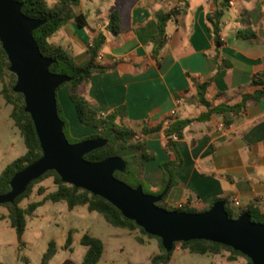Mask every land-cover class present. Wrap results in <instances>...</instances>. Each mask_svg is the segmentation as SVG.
I'll return each mask as SVG.
<instances>
[{"label":"crops","instance_id":"0c3cea01","mask_svg":"<svg viewBox=\"0 0 264 264\" xmlns=\"http://www.w3.org/2000/svg\"><path fill=\"white\" fill-rule=\"evenodd\" d=\"M74 9L86 16V25L70 20L49 42L83 63L92 42L101 33L105 36L97 62L114 67L92 74L77 93L98 116L117 115L116 121L137 132L145 121L154 126L167 117L195 118L206 111L195 100L198 83H208L207 97L214 104H234L253 91V76L264 73V0H80ZM171 9L177 11L176 17L155 57L151 38L158 32L157 14ZM217 9L223 10L220 44L208 20ZM113 12L119 17L118 33L109 30ZM80 128L87 136L99 132L83 123ZM146 139L156 158L145 162L144 180L160 189L161 163L171 154L162 130L152 131ZM178 149L183 164L173 171L176 183L166 197L168 205L203 210L225 200L235 212L253 206L264 214V98L250 101L238 114L225 111L207 121H193ZM55 188H47L46 193ZM232 196L240 199V208L231 206ZM181 249L176 245L175 251ZM214 255L223 264H239L237 258L227 259L229 253Z\"/></svg>","mask_w":264,"mask_h":264},{"label":"trees","instance_id":"16d2710c","mask_svg":"<svg viewBox=\"0 0 264 264\" xmlns=\"http://www.w3.org/2000/svg\"><path fill=\"white\" fill-rule=\"evenodd\" d=\"M19 1L22 3V12L25 15L31 18L45 20V22L33 32L34 38L37 41L42 54L55 59V62L50 66V70L54 73H64L71 76V80L63 85L67 84L70 87V97L75 103L79 120L83 124L99 130V132L88 135L85 138L105 137L108 139V143L105 146L87 153L84 157L91 161H99L110 156L119 155L125 159L127 168L125 172L116 171L114 175L132 187L142 185L144 180L143 172L145 162L156 158L155 153L147 148L146 137L152 131L162 130L165 135L164 146L171 154V158L161 163V168L164 173L162 186L163 189L168 186V189L163 198L157 202V205L168 210L187 212H197L208 209L197 210L190 205L170 208L165 202L169 191L176 183L173 171L175 168L181 167L183 164V158L178 149V143L184 137L185 128L193 121H207L214 114L225 111L238 114L246 109V106L250 101H258L264 98V73H257L253 76V91L250 93H244L241 100L234 104L224 102L214 104L212 100L207 97L208 83H198L196 85L197 92L195 94V100L199 105H204L206 111L201 112L195 118L180 119L167 117V119H164L154 126H149L147 121H145L141 131L137 132L133 128L127 126L125 122L116 121L117 115L112 119L110 117L98 116L97 113L90 108L86 99L77 93V88L80 84L87 80L92 74L96 72L102 73L114 67V65H105L97 62L98 54L101 45L105 40V36L101 33L92 42L89 46V57L83 63H77L65 49L60 46H53L49 42V37L70 20L75 21L79 26L86 25V16L77 13L74 9V6L77 5L80 0H58L55 3H48L46 0ZM176 13V10L171 9L157 14L158 32L151 38L153 44L152 52L155 57L160 54L163 46L166 44L167 26L175 19ZM222 16L223 10L221 9H217L213 14L208 15V20L215 33L217 44H220L218 33ZM111 19L109 30L113 33H118V14L113 12L111 14ZM9 65L8 57L0 42V81L2 82L0 93L5 102L12 106L10 116L15 126L19 129L26 146V152L8 163L0 172V194H5L10 191V180L16 172L33 163L42 155V149L34 122L30 114L25 111L24 96L19 92H15L13 89L16 83V75L9 70ZM60 87L57 89V109L60 118L64 121V132L66 137L70 141L67 135L68 123L62 117L63 109L58 100V90ZM123 109L124 107H121L119 111ZM229 123L230 120L226 119L225 124ZM104 133L107 134V137L103 135ZM173 135H176L177 139H174ZM130 163L133 164L134 168L130 167ZM50 177L53 178L54 184L56 185L55 190L46 193L47 187L40 185L36 191L37 194L44 195L42 200L31 201L26 207H22L21 201L32 194L35 184L41 183L43 180ZM46 200H52L55 202L65 201L70 209L76 206H86L90 211H97L103 214L106 220L114 226L128 228L129 230L140 229L144 234L157 238L161 252L151 258L150 264L168 263L175 251L177 243L173 245L171 251H167L164 248L160 237L148 234L134 220L125 217L116 206L105 198L95 195L83 188H78L74 185L63 182L60 175L55 170H49L38 179L30 182L26 190L16 197L13 202L0 204V206H5L8 209L7 217L10 225L16 230L20 242L26 229L27 215H32ZM214 201H212V203ZM225 207L228 211L229 217L234 218L232 210L227 204ZM242 213H250L253 221L264 223V214L259 212L256 207L249 206L244 209ZM1 218L3 217H0V219ZM68 241H70V238ZM80 242L87 247V251L80 264H97L104 250L102 240L86 233L82 236ZM178 243H180L182 249H188L191 252L199 254H220L223 250H227L231 253L228 257L229 260H233L236 256L241 255L247 259V264H252L251 259L246 255L221 243L204 239ZM55 251V243L54 241H51L48 250L43 256L41 264H47L55 254ZM0 264L4 263L0 262Z\"/></svg>","mask_w":264,"mask_h":264},{"label":"water","instance_id":"95a60500","mask_svg":"<svg viewBox=\"0 0 264 264\" xmlns=\"http://www.w3.org/2000/svg\"><path fill=\"white\" fill-rule=\"evenodd\" d=\"M44 22L25 15L19 0H0V42L10 63L9 70L16 75L13 89L24 96L25 111L34 122L42 149L39 159L12 176L11 189L0 194V204L13 202L30 182L55 170L63 182L105 198L148 234L160 237L167 251L178 242L204 239L240 251L252 264H264V223L253 221L250 213L230 218L225 200L197 212L160 207L157 202L168 186L159 194L146 193L142 185L132 187L114 175L116 171H126L123 157L115 155L99 161L84 157L105 146L107 138L73 143L67 139L57 109V89L71 76L50 70L55 59L42 54L33 35Z\"/></svg>","mask_w":264,"mask_h":264},{"label":"rangeland","instance_id":"374dc122","mask_svg":"<svg viewBox=\"0 0 264 264\" xmlns=\"http://www.w3.org/2000/svg\"><path fill=\"white\" fill-rule=\"evenodd\" d=\"M1 88L0 81V90ZM70 91L69 85L61 86L58 100L63 109L62 117L68 123L67 135L73 143L83 140L87 135L81 133L82 123L71 103ZM11 110V105L5 102L0 93V171L26 152L22 135L10 116ZM103 135L107 137L106 133ZM13 142L16 143L15 147L10 148ZM130 167L134 168L132 163ZM42 183L48 189L56 186L52 177ZM142 183L146 193L159 194L166 189L163 186L160 189L154 188L145 180ZM39 184H35L30 197L21 201L23 207L31 201L42 200V196L36 191ZM169 207L174 208L175 205ZM7 213L8 209L0 206V217H3L0 219V262L4 264H41L51 241H54L56 251L47 264H80L87 251V247L80 240L86 233L100 238L103 242L104 250L97 264H150L151 258L161 252L157 238L144 234L140 229L129 230L114 226L103 214L90 211L86 206L70 209L65 201L47 200L32 215H27L21 242L16 230L10 225ZM232 214L236 215L234 212ZM177 245L181 246L180 243ZM222 253L231 255L227 250ZM236 258L237 263L247 264L244 256L238 255ZM165 264L223 263L214 254H199L181 249L174 251L171 260Z\"/></svg>","mask_w":264,"mask_h":264},{"label":"built area","instance_id":"2783aa9c","mask_svg":"<svg viewBox=\"0 0 264 264\" xmlns=\"http://www.w3.org/2000/svg\"><path fill=\"white\" fill-rule=\"evenodd\" d=\"M98 58H101V55L99 54L98 55ZM173 138L174 139H177V136L176 135H173ZM229 202H230V204H231V206L233 207V208H240L241 207V201H240V199L237 197V196H232V197H230V199H229ZM184 206V204H179L178 205V207H183ZM232 212H234L236 215L234 216V218H236V217H238L241 213L239 212H235L234 210H232Z\"/></svg>","mask_w":264,"mask_h":264}]
</instances>
